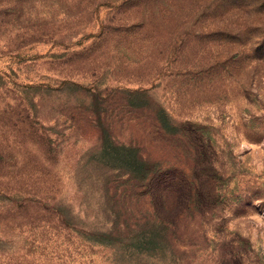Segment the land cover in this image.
Wrapping results in <instances>:
<instances>
[{"label": "rangeland", "instance_id": "1", "mask_svg": "<svg viewBox=\"0 0 264 264\" xmlns=\"http://www.w3.org/2000/svg\"><path fill=\"white\" fill-rule=\"evenodd\" d=\"M261 221L264 0H0V264H264Z\"/></svg>", "mask_w": 264, "mask_h": 264}, {"label": "trees", "instance_id": "2", "mask_svg": "<svg viewBox=\"0 0 264 264\" xmlns=\"http://www.w3.org/2000/svg\"><path fill=\"white\" fill-rule=\"evenodd\" d=\"M164 173H157L151 177L149 180V188L151 189V196L153 198L154 204L157 210L162 209L164 206V201L166 197L173 193L174 190L179 191L178 197L183 198L184 202L189 203L192 196H201L202 189L206 186L203 181H200L196 177L194 184H188L185 181H180V188L171 182L173 180L164 177ZM158 210V211H159Z\"/></svg>", "mask_w": 264, "mask_h": 264}, {"label": "clouds", "instance_id": "3", "mask_svg": "<svg viewBox=\"0 0 264 264\" xmlns=\"http://www.w3.org/2000/svg\"><path fill=\"white\" fill-rule=\"evenodd\" d=\"M256 219H259V217H257ZM262 223H264V221H261Z\"/></svg>", "mask_w": 264, "mask_h": 264}]
</instances>
